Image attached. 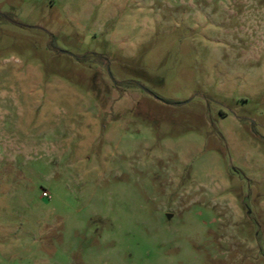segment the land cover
I'll return each mask as SVG.
<instances>
[{
	"label": "rangeland",
	"instance_id": "374dc122",
	"mask_svg": "<svg viewBox=\"0 0 264 264\" xmlns=\"http://www.w3.org/2000/svg\"><path fill=\"white\" fill-rule=\"evenodd\" d=\"M0 264H264V0H0Z\"/></svg>",
	"mask_w": 264,
	"mask_h": 264
},
{
	"label": "flooded vegetation",
	"instance_id": "af4514ba",
	"mask_svg": "<svg viewBox=\"0 0 264 264\" xmlns=\"http://www.w3.org/2000/svg\"><path fill=\"white\" fill-rule=\"evenodd\" d=\"M235 15L237 16L238 15V12H235Z\"/></svg>",
	"mask_w": 264,
	"mask_h": 264
},
{
	"label": "built area",
	"instance_id": "2783aa9c",
	"mask_svg": "<svg viewBox=\"0 0 264 264\" xmlns=\"http://www.w3.org/2000/svg\"><path fill=\"white\" fill-rule=\"evenodd\" d=\"M43 196H45V194H43Z\"/></svg>",
	"mask_w": 264,
	"mask_h": 264
}]
</instances>
